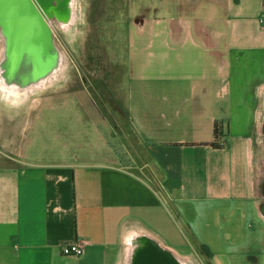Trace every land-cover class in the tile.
<instances>
[{
  "label": "crops",
  "instance_id": "0c3cea01",
  "mask_svg": "<svg viewBox=\"0 0 264 264\" xmlns=\"http://www.w3.org/2000/svg\"><path fill=\"white\" fill-rule=\"evenodd\" d=\"M70 6L65 30L159 185L122 167L81 69L40 87L50 61L16 64L0 92V264H125L129 231L180 264L201 249L208 264H264V0ZM73 243L83 255L63 256Z\"/></svg>",
  "mask_w": 264,
  "mask_h": 264
},
{
  "label": "rangeland",
  "instance_id": "374dc122",
  "mask_svg": "<svg viewBox=\"0 0 264 264\" xmlns=\"http://www.w3.org/2000/svg\"><path fill=\"white\" fill-rule=\"evenodd\" d=\"M27 1V2H25ZM22 0L23 4L27 5L29 3L31 5L32 1L28 0ZM35 1V0H33ZM76 0H74L75 2ZM38 2V3H37ZM44 2V0H43ZM36 7L42 13H45V7L47 6V2H44V5H42L38 0L34 2ZM10 6L13 5L9 4ZM28 7V6H27ZM0 6V16H3V9ZM19 8V6H18ZM34 6L32 3V9L28 13L33 15V18H30V23L26 22L22 24V27L24 30L34 29L36 32L34 33L36 36L37 44L33 40V45H31L30 41L28 39L25 40L27 47L23 48V51H25V55L23 58V62H20L22 64H18V69L21 70V68L27 67L29 69L30 67V60H32L34 51L36 48L43 49L45 47H48V31L49 27L51 28V31H53V38H54V45L52 48H58V50L61 53L60 63L66 64L69 66L71 64L72 72L73 68L76 69L79 68L80 73H82L83 77H87V81L90 84L89 88L91 90V93L96 98V110L100 113L101 117L108 121L111 124L112 129V137H113V144L116 149V152L118 154V158L120 161V164L123 168H125L127 171H130L143 179L149 180L152 185L158 186L159 185V176L157 172L152 168L151 165H149L150 158L148 155V152L146 151V148L139 142L138 138L132 131L131 127L128 124V120L124 114L123 111H121L114 102H112L110 96L108 93L104 91V89L100 86L99 82L96 80V78L93 76V66L91 62L90 53L87 47V44L79 39L77 37V33L74 34V30H65L68 23H65L62 21H53L45 19V16L41 17L38 22H36V19H34ZM59 12L60 10H56ZM75 16L74 14L71 15V17ZM70 17V18H71ZM68 19V18H67ZM32 21V22H31ZM12 24L10 23L8 28H10ZM49 26V27H48ZM73 28V27H72ZM34 36V37H35ZM14 40L16 42L15 46L17 48V52L20 51L21 46H18L19 40L17 37H14ZM3 46L0 45V60L3 59V53L2 52ZM20 53V52H19ZM49 58V57H48ZM44 60L46 61V57H44ZM48 61V60H47ZM28 63V64H27ZM62 66V65H61ZM61 66L59 67V70L53 75L54 79H50L51 82H54L56 84L60 80L64 78L63 72L61 71ZM19 70V71H20ZM21 72H18V76H20ZM30 73V72H26ZM15 74V73H14ZM16 74V75H17ZM68 76V75H67ZM69 77V76H68ZM93 84V85H92ZM13 92V91H11ZM261 144L264 148V134L261 136ZM1 153V149H0ZM3 155L0 154V162L3 160ZM147 165V166H146ZM145 166V167H144ZM138 248V247H137ZM135 249V251L137 250ZM197 249V248H196ZM134 251V252H135ZM201 252V254H200ZM197 250V253H195L194 257L198 261H193L191 263L189 262H182V264H208V258L206 256V252L201 249V251Z\"/></svg>",
  "mask_w": 264,
  "mask_h": 264
},
{
  "label": "bare ground",
  "instance_id": "6f19581e",
  "mask_svg": "<svg viewBox=\"0 0 264 264\" xmlns=\"http://www.w3.org/2000/svg\"><path fill=\"white\" fill-rule=\"evenodd\" d=\"M3 1L4 0H0V6L2 7L1 9H3V16H0V45L3 46L1 53L4 55L3 59L0 60V79H3V83L8 85L11 81V78H13V73H15L14 55L18 51L15 46L16 42L14 40L16 31L15 33L10 31L12 29L8 28V26L10 23H14L17 20L18 5L14 3L13 0H8L6 4L13 3V5H6L5 7L3 6L5 5ZM72 1L73 0H48L47 6L45 7L46 16L56 22L63 20L65 23H68L67 18L73 14V9L70 6ZM58 9L60 10L59 12L56 11ZM49 41L54 45L52 34L49 36ZM55 51L56 55L52 60H50V63L47 66L48 71H46L37 82H35V85L42 87V85L47 84L49 81H51L50 79L54 78L52 76L55 75L57 70H59V67L62 65L60 63L61 53L58 48H56ZM31 86L33 85H30V87ZM167 258H169L168 260L170 262H174L172 257ZM177 260L179 263L181 262L179 258H177Z\"/></svg>",
  "mask_w": 264,
  "mask_h": 264
},
{
  "label": "water",
  "instance_id": "95a60500",
  "mask_svg": "<svg viewBox=\"0 0 264 264\" xmlns=\"http://www.w3.org/2000/svg\"><path fill=\"white\" fill-rule=\"evenodd\" d=\"M8 0H4V4L3 6L6 7V4ZM14 3H16L19 8L17 11V20L14 23H11L12 26L10 27V31L15 33V37L18 38L19 43L18 45L21 46L20 49V53L19 54H24L25 55V51H23V48H25V46L27 47V44L25 42L26 39H28L31 43V45H33V40L35 41V43L37 44V38L35 36V32L36 30L34 29H28V30H24V28L22 27V24L28 22L30 23V18H33V15H31L30 13H28L30 11V9H32V2L31 5L29 3H27V5L23 4L22 0H13ZM25 1V0H24ZM29 1V0H28ZM43 1V0H40ZM27 2V1H25ZM44 2H48V0H44ZM28 6V7H27ZM34 11V19H36V22H38L41 18V16L39 15V12L37 11V9L34 7L33 9ZM32 22V21H31ZM35 36V37H34ZM48 45H49V31H48ZM35 45V44H34ZM48 48L49 47H45L43 49H38L36 48V50L34 51V53H32L33 58H32V62L36 63V62H41V58L43 55L41 54H45L46 56L48 55ZM49 57V56H48ZM52 59L48 58V61H50ZM47 61V62H48ZM262 214L264 216V205H263V209H262ZM167 255V256H165ZM167 257H172V259L174 260V262H170ZM171 260V258H170ZM172 261V260H171ZM131 264H180L170 253L162 250L161 248H159L155 243H153L152 241H144L142 242V246L138 247L137 250L134 252L133 258H132V262Z\"/></svg>",
  "mask_w": 264,
  "mask_h": 264
},
{
  "label": "clouds",
  "instance_id": "9594fccd",
  "mask_svg": "<svg viewBox=\"0 0 264 264\" xmlns=\"http://www.w3.org/2000/svg\"><path fill=\"white\" fill-rule=\"evenodd\" d=\"M3 82L0 81V92H3ZM17 96H23L24 93L17 91ZM6 98V97H3ZM140 233L136 231H129L124 237H123V244H124V254H125V264H130L132 253L134 252L135 248L138 247V245L134 244V240L137 238V236Z\"/></svg>",
  "mask_w": 264,
  "mask_h": 264
},
{
  "label": "built area",
  "instance_id": "2783aa9c",
  "mask_svg": "<svg viewBox=\"0 0 264 264\" xmlns=\"http://www.w3.org/2000/svg\"><path fill=\"white\" fill-rule=\"evenodd\" d=\"M60 253L63 256L79 258L84 253V246L80 243H73L60 248Z\"/></svg>",
  "mask_w": 264,
  "mask_h": 264
},
{
  "label": "flooded vegetation",
  "instance_id": "af4514ba",
  "mask_svg": "<svg viewBox=\"0 0 264 264\" xmlns=\"http://www.w3.org/2000/svg\"><path fill=\"white\" fill-rule=\"evenodd\" d=\"M30 1H32V3H33V6L37 9V11L39 12V15L41 14V12L39 11V9L36 7V5H35V3L34 2H36V0L35 1H33V0H30ZM42 5H44V2L43 1H40V0H38ZM38 3V2H37ZM43 15V17L45 16V18H44V20L45 19H48V17L46 16V13H42ZM41 16V15H40ZM41 16V17H42ZM46 21V20H45ZM48 56H49V52H48V55L46 56L45 54H43V56H42V58H41V62L42 63H45V62H47V60H48ZM14 57H15V65L17 64H22V63H20V62H23V58H24V54H19L18 55V53H16L15 55H14ZM44 57H46V61L44 60ZM30 60V64L31 63H33L32 62V60L31 59H29ZM18 61H20V62H18ZM28 64V63H27ZM16 65V66H17ZM15 67V66H14ZM18 68V67H17ZM20 70V69H19ZM18 70V72H21V73H23V74H25L26 72V68H22L20 71Z\"/></svg>",
  "mask_w": 264,
  "mask_h": 264
},
{
  "label": "trees",
  "instance_id": "16d2710c",
  "mask_svg": "<svg viewBox=\"0 0 264 264\" xmlns=\"http://www.w3.org/2000/svg\"><path fill=\"white\" fill-rule=\"evenodd\" d=\"M204 249V248H203Z\"/></svg>",
  "mask_w": 264,
  "mask_h": 264
}]
</instances>
